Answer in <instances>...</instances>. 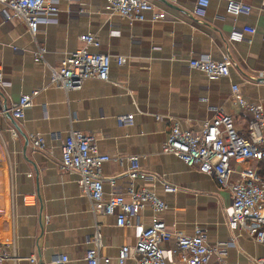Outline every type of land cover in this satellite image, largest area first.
I'll use <instances>...</instances> for the list:
<instances>
[{"label": "crops", "instance_id": "crops-1", "mask_svg": "<svg viewBox=\"0 0 264 264\" xmlns=\"http://www.w3.org/2000/svg\"><path fill=\"white\" fill-rule=\"evenodd\" d=\"M151 1L166 12L165 18L108 14L104 0H60L55 19L40 23L34 36L20 19L7 20L0 13V110L20 94L39 89L22 118L0 114V244L12 253L5 264H85L97 227L100 253L115 264L117 247L133 244L140 227L156 215L167 228L184 234L202 228L227 264H252L259 253L257 244L225 224L229 192L161 147L170 123L197 130L218 108L244 130L250 113L232 101V84L244 99L264 106V0H240L249 10L236 16L225 10L224 0H209L203 18L191 12L195 0ZM242 25L255 31L242 40L229 39L230 29ZM85 32L98 37L94 49L123 55L125 61H111L108 80L89 77L68 90L49 85L46 63L56 66L80 47L78 35ZM36 45L45 47V62L34 60ZM202 53L226 55L228 76L208 79L190 67L188 59ZM129 113L131 123L118 122ZM71 127L93 134L98 151L111 157L101 165L105 195L125 192L127 158L135 155L147 173L138 183L155 191L166 208L156 215L143 208L128 226L116 225L112 215L93 208L76 174L59 166L60 147ZM38 131L45 138L43 149L29 140ZM256 163H236L235 168ZM163 182L178 188L164 190ZM231 236L233 244L224 245ZM173 245L172 239L160 242ZM31 254L36 263L27 259ZM210 264H216L215 254Z\"/></svg>", "mask_w": 264, "mask_h": 264}, {"label": "built area", "instance_id": "built-area-1", "mask_svg": "<svg viewBox=\"0 0 264 264\" xmlns=\"http://www.w3.org/2000/svg\"><path fill=\"white\" fill-rule=\"evenodd\" d=\"M59 1L0 0V13L7 20L20 19L29 34L34 36L40 23L55 19ZM224 1L225 10L232 16L249 10V6L240 0ZM208 4L209 0H195L192 14L198 18L205 17ZM103 10L108 14L136 20L155 21L166 16V12L151 0H104ZM254 31L250 25L233 26L228 38L242 40L245 33ZM261 38L264 40V31ZM78 39L82 45L63 56L56 66L46 63L49 85L68 90L79 88L89 77L108 80L111 61L117 64L125 61L123 55H110L94 49L99 46V39L91 32L79 34ZM246 40L249 41V38ZM45 50L43 45H36L34 60L45 62ZM188 64L203 72L208 79L229 74V59L226 55L213 58L208 53H202L190 57ZM3 83L0 75V84ZM38 90L34 88L20 94L15 102L1 108L0 114L8 113L14 118H22ZM231 99L250 113L244 130H237L233 117L218 108L197 130L181 128L178 122L170 123L161 151L173 154L187 166L211 175L219 188L229 192L230 206L225 212V224L229 230L245 234L259 246V253L251 258V263L264 264V106L244 99L236 84L231 85ZM132 119L129 113L117 120L131 123ZM12 132L16 134L14 130ZM29 140L36 149L45 147L44 135L39 131L30 133ZM110 158L109 154L98 151L93 134L71 127L60 147L59 166L76 174L77 184L90 199L92 207L112 215L118 226L131 225L143 208H149L155 215L166 208L165 201L155 191L138 183L147 173L141 169L135 155L127 158L125 192L113 191L105 195L101 165ZM250 160L257 162L253 168H235L236 163ZM163 188L173 191L178 187L163 182ZM232 237L224 245H232ZM170 239L174 241L173 246H160V242ZM89 241L92 244L85 250V264H111L110 258L100 253L98 227ZM218 247L207 243L206 234L199 226L191 234H184L167 228L156 215L149 225L140 227L133 244L117 247L115 264H210L214 254L216 264H227ZM9 258H12V253L7 245L0 244V264H5ZM27 259L33 263L37 261L34 254Z\"/></svg>", "mask_w": 264, "mask_h": 264}, {"label": "water", "instance_id": "water-1", "mask_svg": "<svg viewBox=\"0 0 264 264\" xmlns=\"http://www.w3.org/2000/svg\"><path fill=\"white\" fill-rule=\"evenodd\" d=\"M5 107H6V106L4 105L3 108H5ZM6 115H7L8 117H11L10 114H8V113H7Z\"/></svg>", "mask_w": 264, "mask_h": 264}]
</instances>
